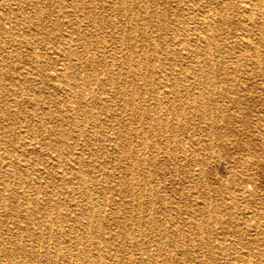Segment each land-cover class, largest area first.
Masks as SVG:
<instances>
[{
  "label": "bare ground",
  "instance_id": "obj_1",
  "mask_svg": "<svg viewBox=\"0 0 264 264\" xmlns=\"http://www.w3.org/2000/svg\"><path fill=\"white\" fill-rule=\"evenodd\" d=\"M69 2L75 37L55 22L66 0H0V264H264V0ZM94 28L115 31L110 59L84 42ZM190 78L201 89L183 97ZM55 89L66 103L48 104ZM106 140L120 202L102 188ZM181 160L208 194L200 206L149 185Z\"/></svg>",
  "mask_w": 264,
  "mask_h": 264
},
{
  "label": "rangeland",
  "instance_id": "obj_2",
  "mask_svg": "<svg viewBox=\"0 0 264 264\" xmlns=\"http://www.w3.org/2000/svg\"><path fill=\"white\" fill-rule=\"evenodd\" d=\"M7 1H8V6L11 7V8L16 5L15 4V0H7ZM172 3H173V6H175V3L174 2H172ZM63 9L65 11V17H61V18H59V20H55V22L56 21L61 22L62 25H63V28H64L63 29L64 34L66 33L68 35H71L72 34L71 33V28L75 25V23H74L75 15L73 16V14H72V13H74V9H73L72 6H70L69 0H66V4L64 5ZM194 9L196 11H194L193 13L196 14L197 16H199L201 12L197 10L198 9V6L195 5ZM96 11H97V13H99V11H100V5H98V8L96 9ZM107 11H109L110 13H114L115 12V9L113 7H108L107 8ZM103 13H105V11H103ZM82 23H83L82 28H88V26H89V28L91 27L88 24V21L87 20H83ZM7 26L8 27L6 29L9 32H14V33H15V31H17V29L19 27V25H17L16 18L13 17V16L8 19ZM149 29H151V28H149ZM93 30H95V32H98V36L91 37V39H89V41L87 40V41H84V42L85 43H88L89 42V43L94 44L96 46L98 44H101V45L105 46V44H106V46H105L106 49L103 51V54H101V52H99V51H96V53L98 54V56L104 55V56H106L107 59H110L111 56H113L114 53H115L114 50L117 49L118 47H120V42H117L114 39V37L116 35V34H114L115 31L108 32V31L101 30V29L99 30L97 28H94ZM137 33L140 34V32L138 31V32L135 33V35ZM237 34H238V32H237ZM140 35H141V37H140L141 38L140 39V43H142V44L148 43V41L146 40V38L145 39H142V34H140ZM189 35L190 36L193 35L191 31H190V34ZM71 36L75 37V34H72ZM100 36L101 37L104 36V39L102 41L100 40ZM229 40L230 39H228V41ZM111 43H112V45H111ZM128 43H129V41L127 39H125L124 40V44H122V47H124ZM170 43H171V41H170ZM77 44H79V43L77 42ZM49 49H51V50H49ZM49 49H48V52L51 53V56L57 57V55H58L57 50H55L53 48H49ZM109 55H110V57H109ZM180 55H182L183 60L186 58V54H180ZM19 66L20 67H23V66L24 67H27L26 65H23L22 63H20ZM18 69H20L21 71L22 70L29 71L28 68H18ZM29 72L32 75V77H30V78L31 79L32 78L33 79L36 78L35 81L39 82V79L35 76L34 72L32 70H30ZM164 73H168L169 74V70L167 69L166 71H163V70L162 71H158L156 73V75H162ZM252 77H250L251 78L250 80H246V82H244V85L245 86H248V87H251L254 91H256L258 89V88H256V86H258V84L255 83V82H259L260 83L261 81H263V78H261V76H252ZM194 82H195V80L193 78H190L184 85L182 84V82L179 83V88L181 90L180 93H181V95L183 97H184L183 94L186 93V92H184V87H190V86H192V87H194L193 90H200L201 89L200 85L195 84ZM38 84H40V83H38ZM181 85H183V86H181ZM142 86H143V88H142ZM47 88L50 89V90L52 89L51 88V85H48ZM139 88L141 90H144L145 91L146 84L141 85V87H139ZM160 90H162V91L165 90L166 91V90H172V88L169 87V86H165V87H162V89L160 88ZM55 92H56V95L55 96H56L57 99H50V98H48V100H47L48 104L52 105L55 101H59L61 103H66L67 98H68V94L64 90H62V89L61 90L60 89H55ZM217 93H218L217 88H214L213 96H215ZM170 96H171V94H170ZM109 102H110V97H109ZM49 137L52 138V137H54V135L50 134ZM157 139H161V137L158 136ZM98 144H96V146H98ZM105 145L107 147V151H104L102 149L101 154H100V157H101V159H105L107 161L108 166H109L110 176H109V179H108L107 182H103L102 183L103 184L102 185V188H105L106 189V187H107V189L109 190V191H107L108 192V197L116 200L117 202L122 201V198L129 199V196L130 195L128 193L122 192L119 189L120 187H118V185H119L118 184L119 175L116 174V173H118V170L116 168V161L111 157L113 155L110 154L111 150H113V149L109 145V142L107 140L105 141ZM54 148L57 150L59 147L57 145H55ZM192 166H194V163L189 164V165H185L184 162H183V160H181V165L180 166L178 165V168H176L175 170H171L169 172H166V175L168 176V179H167L166 183L163 186H161V183L160 184H155L153 182V180H150L149 181V185L151 187L153 186V189H157V188L160 187V189L163 190V193L171 196L175 201H179V200H182L183 198L187 197V199L190 201V202H187L188 205L190 204L192 207L200 206V205H202L205 202V200L207 199L208 194H207V192H206V194L203 193V192H200L195 187V182L194 181L196 179H198V178L195 177V173L197 172L196 169L194 168L195 166L194 167H192ZM171 188H172V190H171ZM202 189L204 191H206L205 190V186H202ZM147 197H148L147 192H142L141 203H142V206L143 207H145V205H147V202L145 200V198H147ZM58 199L63 200V201H67V202L70 203V205L73 204L71 206V208L72 209L75 208V200H76V198H71L67 194L59 193L58 194ZM226 201L230 203L231 199H226ZM185 204L186 203H184V202L182 203V205H185ZM154 205L155 206H158V205H160V203L156 202ZM171 205H172V203H171ZM181 211L182 212H180V211H178V212L184 213V210H181ZM153 212H154V214L157 215V218H159L161 220H165L164 216L161 214V210H159V209H153ZM174 217H175L174 219L177 220V221L181 220L182 217L184 219V215L183 214H180V216H176L174 214ZM213 228H214L213 231H212V236L213 237H222L224 235V238L226 237V242H228L227 241L228 240V237H227L228 235L224 234V232L222 233L219 228H216V227H213ZM177 251L179 252V250H177Z\"/></svg>",
  "mask_w": 264,
  "mask_h": 264
}]
</instances>
